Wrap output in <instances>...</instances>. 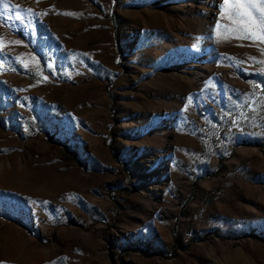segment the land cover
<instances>
[{"label": "rangeland", "instance_id": "374dc122", "mask_svg": "<svg viewBox=\"0 0 264 264\" xmlns=\"http://www.w3.org/2000/svg\"><path fill=\"white\" fill-rule=\"evenodd\" d=\"M7 2L0 264H264L258 0Z\"/></svg>", "mask_w": 264, "mask_h": 264}, {"label": "snow or ice", "instance_id": "6c2138e0", "mask_svg": "<svg viewBox=\"0 0 264 264\" xmlns=\"http://www.w3.org/2000/svg\"><path fill=\"white\" fill-rule=\"evenodd\" d=\"M224 3L228 5L229 0H224ZM0 5H2L5 9H9V3L7 2V0H0ZM233 6L237 9H243L245 7L244 4L240 3V0H236ZM251 6L253 8H257V10L261 13V15L258 18H253V14L247 10L243 12H237L236 15L239 17H247V28H246L247 31L251 32L252 28L255 27L257 30L264 32V0H258V3H252ZM14 7H18V6H14ZM28 11H32V9H28ZM16 19L17 20L22 19L19 13L16 14ZM257 19L259 20V23H257ZM241 23H244V21L241 20ZM252 34L254 36H257V33L255 32H253ZM218 35H220L219 32ZM223 38L227 39L228 37L225 35ZM257 38L264 41V34H259ZM3 47H4L3 41L2 39H0V48ZM260 63H264V61H260Z\"/></svg>", "mask_w": 264, "mask_h": 264}]
</instances>
